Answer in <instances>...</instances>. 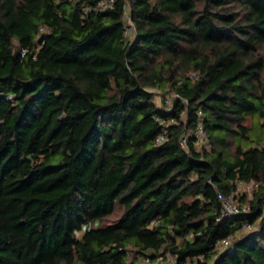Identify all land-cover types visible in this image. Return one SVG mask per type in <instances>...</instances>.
Masks as SVG:
<instances>
[{
  "label": "trees",
  "instance_id": "trees-1",
  "mask_svg": "<svg viewBox=\"0 0 264 264\" xmlns=\"http://www.w3.org/2000/svg\"><path fill=\"white\" fill-rule=\"evenodd\" d=\"M263 44L264 0H0V264H264Z\"/></svg>",
  "mask_w": 264,
  "mask_h": 264
},
{
  "label": "built area",
  "instance_id": "built-area-1",
  "mask_svg": "<svg viewBox=\"0 0 264 264\" xmlns=\"http://www.w3.org/2000/svg\"><path fill=\"white\" fill-rule=\"evenodd\" d=\"M129 24L130 25L126 26L125 32H130L132 30V28H133L131 20H129ZM191 76L195 77L196 74L191 72ZM167 104H169V99H167ZM199 113H200V111H199ZM190 135L193 136L195 142H197V143H200V142L204 141V139L206 137V131H205L200 119H198V122H197L195 127L186 129L182 133V135L180 137L181 143L182 144H186V141H187V139H188V137ZM162 136H163V134H161L159 136V138L162 137ZM238 182H242V181L238 180L237 184H238ZM232 197H233V194H230V195L226 196V195H224L222 193H219V198L221 200V209H220L221 212H220L219 215L227 214V213H230V212H235V211H238L239 209H241V210L242 209H244V210L246 209L247 206L245 204L242 205V206H239L236 202H234ZM219 215L217 217H219ZM154 222H155V220H152L151 224H153ZM246 226H249V225L246 224ZM229 241H230L229 236H226V237L221 238L218 242H220V243L225 245V244H228ZM201 258H202V255H199V259H201ZM182 264H194V261L191 260V259H188L187 261H185Z\"/></svg>",
  "mask_w": 264,
  "mask_h": 264
},
{
  "label": "rangeland",
  "instance_id": "rangeland-1",
  "mask_svg": "<svg viewBox=\"0 0 264 264\" xmlns=\"http://www.w3.org/2000/svg\"><path fill=\"white\" fill-rule=\"evenodd\" d=\"M261 49L264 51V44L261 46ZM262 78L264 79V70L262 71ZM172 96H173V94L166 93L165 94V98H166L165 101L167 102V99L171 100L170 98ZM156 98H157V101L158 102H161L162 101V95H161V93H160L159 90H158V94L156 93ZM246 122H247V124L250 123V117H247L246 118ZM262 132H263V130L260 131L259 127H256V128L255 127L254 128L252 127V128H250L248 130V133H249V135H250L251 138H256L257 136H259L258 134L261 135ZM250 142H252V140H250ZM251 188H252V182H247V183L238 182L236 190L237 191H240V192L241 191H244V192H246L250 196V190H251ZM232 199L234 200V202H236L235 196H233ZM120 211H121L120 210V207L117 206V208L115 209V211L111 215H107L106 217H104L100 221L102 222V221L111 220V219L115 218L120 213ZM244 228L248 229L250 227L249 226H246ZM76 233H77V235H79L81 233V230L80 231H77ZM140 262L141 263H148L144 259H140ZM149 264H174V263H173V259L171 258V255L166 254L165 257L164 256H159L157 259H155L152 263H149Z\"/></svg>",
  "mask_w": 264,
  "mask_h": 264
}]
</instances>
